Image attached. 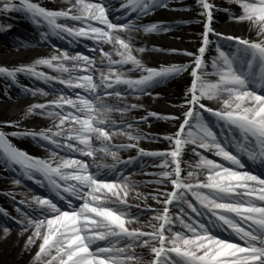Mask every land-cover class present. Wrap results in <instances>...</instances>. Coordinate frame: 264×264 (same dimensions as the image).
I'll use <instances>...</instances> for the list:
<instances>
[{"label": "snow or ice", "instance_id": "6c2138e0", "mask_svg": "<svg viewBox=\"0 0 264 264\" xmlns=\"http://www.w3.org/2000/svg\"><path fill=\"white\" fill-rule=\"evenodd\" d=\"M61 3L50 10L34 0H0V15L23 14L39 31L41 43L53 37L70 44L94 42L92 56L55 48L54 54L31 63L0 65L3 95L9 100L13 87L21 96L55 97L27 106L20 120L0 122V168L13 186L32 181L66 205L50 196L6 193L24 206L16 207L17 217L0 207V215L20 226L18 234L29 233L22 251L40 241L31 264H264V0H226L240 11L222 9L230 20L247 22L255 39L216 32L213 12L220 9L209 0H196L205 18L198 54L184 51L193 57L191 64L159 68L143 62L139 53L146 48L131 33L168 31L169 23L141 22L157 8L169 7L168 0H123L116 10L122 15L111 18L107 0ZM11 28L0 24V32ZM210 36L216 37V55L209 62ZM28 46L19 38L14 44L16 50ZM189 69L193 79L179 114L162 115L135 102L142 95H158L150 90ZM21 76L54 90L25 85ZM35 116L52 125L39 131L23 126ZM149 118L176 122L177 131L163 136L167 150L139 145L141 139H153L139 127ZM12 138H30L48 158L30 155ZM186 149L193 153L188 161ZM128 150L135 155L123 156ZM144 157L156 158L159 163L152 166L159 170L144 173L151 180L131 178ZM142 183L157 187L142 192ZM146 198L161 207L144 204L151 215L140 220L139 212H130L140 203L130 201ZM10 233L3 226L0 240Z\"/></svg>", "mask_w": 264, "mask_h": 264}, {"label": "bare ground", "instance_id": "6f19581e", "mask_svg": "<svg viewBox=\"0 0 264 264\" xmlns=\"http://www.w3.org/2000/svg\"><path fill=\"white\" fill-rule=\"evenodd\" d=\"M117 0H107L111 9L114 3ZM183 1H187L188 3L197 6L196 0H168L169 7L167 8H157L155 11L151 12L149 15L142 17L144 23L154 22V21H163L170 24L169 30L160 33H143V32H134L131 35L135 39V43L138 46L147 45L150 48L146 49L145 52L139 53V57L143 60V62L148 67L159 68L161 66H167L170 64H191L193 57L183 55L184 51L196 53L198 54V47L196 48V52L191 50L189 37H191L192 33L185 28L184 23L188 20V17L185 15L184 3ZM34 2L39 3L42 7L48 8L53 0H34ZM64 5L59 1L57 3V10ZM217 9L213 12V27L216 32L224 33L226 35H235V36H244L247 38L255 39V33L250 32L249 26L247 22H236L234 20H230L228 18L229 13L223 11V8H230L233 13H238L240 9L237 5H230L226 3V0H220L218 4H216ZM175 9V10H172ZM141 20V21H142ZM205 19H203L204 22ZM0 24H11L12 28L9 31H5V34H1L0 32V65L3 66H16L19 64H27L34 61L39 57H47L54 54L55 50L46 49V50H16L15 48L7 47L3 44H12L14 45L19 37H27L30 39L29 31L34 30L35 26L21 13L13 12L10 14L0 15ZM202 23V31H203ZM25 28V27H27ZM210 39H216L215 36H210ZM107 45L105 48L107 49ZM213 44L209 46V51L206 53V57L209 56V52L211 51ZM156 49H176L177 51L169 52V51H157ZM73 53V52H70ZM205 57V58H206ZM210 62L211 58H206ZM191 69L188 71L181 73L179 76L168 79L162 84H159L153 87L150 92L158 93V95H142L135 102L144 104L145 108L148 110L160 113L162 115L167 114H179L182 109L178 106L183 102L185 91L191 85L192 77L190 75ZM131 74V73H130ZM138 75V73H135ZM24 78L20 77V80ZM4 90V81L0 79V122L9 121V120H20L22 117L23 111L27 106L33 103H41L42 98L40 96H36V98L26 99V100H9L7 97L3 95ZM69 93L72 94V90L68 89ZM79 92L80 90H76ZM9 93L13 96V92L9 89ZM55 97H52L54 99ZM129 100H132L133 97L129 96ZM205 103H210L205 101ZM174 105L176 107H174ZM213 107H219V105L213 103ZM137 115L140 113L137 112ZM26 121V120H25ZM23 121V122H25ZM149 123L139 125L140 129L146 133H149L153 136V139H141L138 143L142 148L151 151H163L169 148V144L167 140L163 139V136L169 135L177 131L176 122L164 119H154L149 118ZM52 125V121L46 118H37L32 128H35L39 131L42 128H47ZM6 131H12L13 129L8 128ZM12 143L28 152L30 155L34 157H39L43 159H47L49 153L43 148L38 146V144H34L31 146H26L22 143L21 138H12ZM202 151V150H201ZM123 156L127 155H135L134 150H128L122 153ZM193 157V153L186 149V155L184 157L185 161L191 160ZM147 161L146 166L141 168V164ZM143 161V162H142ZM153 163H159L156 158L152 157H144L140 160L139 163L136 164V168L134 170L133 179L145 181L151 180L152 177L150 175H145L144 173H152L158 171L159 169L154 168ZM186 167V165H185ZM138 173V174H137ZM140 190L142 192H150L156 185L152 184H140ZM21 190L15 189V192L24 193V194H33L29 192H19ZM47 196V195H44ZM19 198H24L23 195L18 196ZM79 203V202H78ZM132 204L140 203V208L132 207L130 209L131 213H140L138 215V219L145 220L147 219V215H151V212L143 207L144 204H148L153 208H159L160 205H156L150 198H146L143 201H130ZM13 201L9 202L7 205L10 213L18 216L19 214L15 210H12ZM16 206V205H14ZM147 213V215H145ZM135 227V223L132 225ZM2 230V228H0ZM20 232V227L16 229H11V233L6 240H0V264H31L32 257L35 252L38 250V244L40 241H37V245L31 248V251L24 252L22 251L24 247V242L29 235L28 232L18 234ZM137 253H143L144 249L136 248L134 249ZM147 259V256H145Z\"/></svg>", "mask_w": 264, "mask_h": 264}, {"label": "rangeland", "instance_id": "374dc122", "mask_svg": "<svg viewBox=\"0 0 264 264\" xmlns=\"http://www.w3.org/2000/svg\"><path fill=\"white\" fill-rule=\"evenodd\" d=\"M209 2L214 3L215 5L218 4L220 2V0H209ZM185 7V15L188 17V20L184 23V27L188 29V31H190L192 33L191 37H189V41H190V47L191 50H194L196 52V48L201 46V36L200 33L202 32V23L203 19H205L203 16H200L198 13L200 11L199 7L194 6L191 3H188L187 1H183ZM213 42H215V40H212ZM212 50V49H211ZM210 56L212 55H216V53L214 54V51H211L209 53ZM137 75V74H135ZM0 224H2L1 220H0Z\"/></svg>", "mask_w": 264, "mask_h": 264}]
</instances>
